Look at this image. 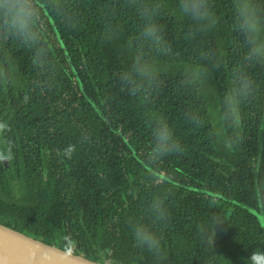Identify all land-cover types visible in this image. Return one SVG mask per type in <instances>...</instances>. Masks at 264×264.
I'll use <instances>...</instances> for the list:
<instances>
[{
  "label": "trees",
  "instance_id": "obj_1",
  "mask_svg": "<svg viewBox=\"0 0 264 264\" xmlns=\"http://www.w3.org/2000/svg\"><path fill=\"white\" fill-rule=\"evenodd\" d=\"M178 2L32 0L38 42L0 27V225L99 264L264 255V63L244 59L232 0H208L203 30ZM148 22L167 54L142 38ZM137 55L154 81H124ZM161 121L180 150L150 162Z\"/></svg>",
  "mask_w": 264,
  "mask_h": 264
},
{
  "label": "clouds",
  "instance_id": "obj_2",
  "mask_svg": "<svg viewBox=\"0 0 264 264\" xmlns=\"http://www.w3.org/2000/svg\"><path fill=\"white\" fill-rule=\"evenodd\" d=\"M232 29L241 39L244 47V59L249 62L264 63V0H232ZM178 14L192 23L197 30H203L212 24V16L208 0H179ZM144 15H149L145 12ZM40 13L32 0H0V27L9 35L18 39L38 42V25ZM143 39L151 42L159 53L167 54L169 49L165 45L160 29L152 22L146 23L141 33ZM157 69L143 57L137 55L123 79L128 84L137 81H154ZM8 78V74L5 75ZM251 91V81L246 77H239L234 90L226 98L229 112L235 116L240 99L246 92ZM154 144L148 154V160L155 162L169 153L180 150L179 142L163 121L157 123L153 129ZM221 225L216 219L209 222L208 228L214 232V226ZM141 243H151L152 237L143 230L136 233ZM214 238V236H213ZM253 264H264V255L252 257Z\"/></svg>",
  "mask_w": 264,
  "mask_h": 264
},
{
  "label": "water",
  "instance_id": "obj_3",
  "mask_svg": "<svg viewBox=\"0 0 264 264\" xmlns=\"http://www.w3.org/2000/svg\"><path fill=\"white\" fill-rule=\"evenodd\" d=\"M4 164L9 169L8 159ZM0 264H99L0 225Z\"/></svg>",
  "mask_w": 264,
  "mask_h": 264
},
{
  "label": "rangeland",
  "instance_id": "obj_4",
  "mask_svg": "<svg viewBox=\"0 0 264 264\" xmlns=\"http://www.w3.org/2000/svg\"><path fill=\"white\" fill-rule=\"evenodd\" d=\"M208 93H209V92H208ZM209 94H210V93H209ZM210 99L214 100V103H215V99H213V98H211V97H210ZM212 108H214V107H212ZM259 219L261 220V222H262V227H263V229H264V220H263L262 216L259 217Z\"/></svg>",
  "mask_w": 264,
  "mask_h": 264
},
{
  "label": "flooded vegetation",
  "instance_id": "obj_5",
  "mask_svg": "<svg viewBox=\"0 0 264 264\" xmlns=\"http://www.w3.org/2000/svg\"><path fill=\"white\" fill-rule=\"evenodd\" d=\"M6 167V166H5Z\"/></svg>",
  "mask_w": 264,
  "mask_h": 264
}]
</instances>
